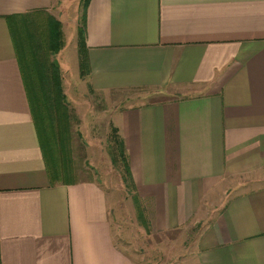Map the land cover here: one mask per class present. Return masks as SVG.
Masks as SVG:
<instances>
[{
	"label": "crops",
	"instance_id": "obj_1",
	"mask_svg": "<svg viewBox=\"0 0 264 264\" xmlns=\"http://www.w3.org/2000/svg\"><path fill=\"white\" fill-rule=\"evenodd\" d=\"M61 1L0 0V264H134L117 195L53 183L40 145L17 27ZM60 17L76 46L84 26L90 90L167 93L113 118L150 229L202 224L197 264H264V0H90Z\"/></svg>",
	"mask_w": 264,
	"mask_h": 264
},
{
	"label": "rangeland",
	"instance_id": "obj_2",
	"mask_svg": "<svg viewBox=\"0 0 264 264\" xmlns=\"http://www.w3.org/2000/svg\"><path fill=\"white\" fill-rule=\"evenodd\" d=\"M61 2L63 5L58 8L55 12L57 16L54 17L58 22L61 19L60 15L66 23L74 21L79 5L80 11L83 10L84 0ZM35 16L43 28L48 26L46 17L49 13L44 12ZM25 20L28 21V18L19 21L17 27L19 30L22 29ZM59 23L62 47H65L68 61L72 65L71 69L62 68L59 62L60 53L53 55L46 52V59L59 65L70 118L68 146L64 154L60 155L63 160L61 169L69 168L75 181L96 180L112 194L117 195L118 208L123 211V216L116 220L115 226L118 224L121 227L125 226L126 229L130 228L131 233L118 234L116 244L128 254L134 264H197L196 244L203 225L193 223L182 229L164 233L152 231L148 226L147 214L145 213L146 217L144 213L142 214L143 202L136 197L133 198L132 188L125 186L122 165L113 162L115 145L110 136L114 128L115 114L131 106L159 101L167 96V93L154 90L101 93L90 90L79 75V67L74 65L78 55L74 36L71 40L67 27L64 28L63 23ZM69 25L75 31V25L72 23ZM61 173L63 174V171Z\"/></svg>",
	"mask_w": 264,
	"mask_h": 264
},
{
	"label": "trees",
	"instance_id": "obj_3",
	"mask_svg": "<svg viewBox=\"0 0 264 264\" xmlns=\"http://www.w3.org/2000/svg\"><path fill=\"white\" fill-rule=\"evenodd\" d=\"M89 2L90 0H84V12ZM39 14H43V12H34L27 17L24 16L26 17L25 19L28 18V21L25 20L22 29L17 31L20 37V45L18 47L21 50V56L30 61V64H24V68H29L27 71L30 75L28 83L30 84L32 115L46 159L48 172L52 182L59 183L68 179L73 180V175L69 168L68 170L61 169L63 160L60 158V155L64 154L68 146L70 118L66 96L63 93L59 65L54 61L48 62L46 52L55 55L60 51L62 47V32L60 23L50 15L46 17L49 27L46 25L43 28L42 23L38 22L35 16ZM30 17L33 18L30 19ZM77 48L80 77L85 79L90 75V66L84 26L78 32ZM110 138H112L115 145L113 162L116 165H122L124 183L127 187L134 189L135 185L125 145L118 137L115 128H112ZM61 171H63V174ZM143 213L144 208H142Z\"/></svg>",
	"mask_w": 264,
	"mask_h": 264
}]
</instances>
